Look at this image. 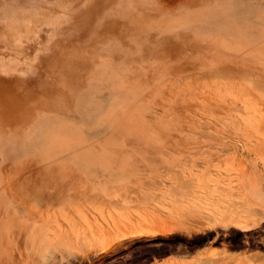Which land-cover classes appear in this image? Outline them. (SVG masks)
<instances>
[{"label":"rangeland","instance_id":"rangeland-1","mask_svg":"<svg viewBox=\"0 0 264 264\" xmlns=\"http://www.w3.org/2000/svg\"><path fill=\"white\" fill-rule=\"evenodd\" d=\"M0 264H264V0H0Z\"/></svg>","mask_w":264,"mask_h":264}]
</instances>
